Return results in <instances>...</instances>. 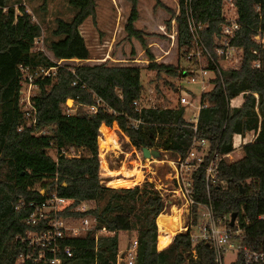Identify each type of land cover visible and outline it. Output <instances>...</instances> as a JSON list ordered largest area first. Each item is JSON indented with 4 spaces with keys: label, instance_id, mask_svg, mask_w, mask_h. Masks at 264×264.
Returning a JSON list of instances; mask_svg holds the SVG:
<instances>
[{
    "label": "trees",
    "instance_id": "1",
    "mask_svg": "<svg viewBox=\"0 0 264 264\" xmlns=\"http://www.w3.org/2000/svg\"><path fill=\"white\" fill-rule=\"evenodd\" d=\"M67 1L74 14L68 21L57 19L51 31L57 39L43 38L50 57L41 50H32L42 31L27 8L19 4L16 12L8 0H0V264H17L21 253L37 255L38 247L29 246L22 238L27 231L46 230L48 222L42 219L30 225L26 218L31 204L45 200L52 191L74 199L73 206L95 203L81 211L66 209L57 213L60 217L89 215L96 219L94 230L60 240V246L68 245L73 254L68 257L60 253L59 264H115L119 232H134V264H215L210 242L200 240L192 246L188 232L177 233L164 248H156L160 227L157 237L155 220L159 218L164 229L159 216L166 214L162 213L164 203L158 190L138 184L111 187L101 182L98 148L109 127L102 123L104 120L112 126L117 123L137 150L141 151V146L156 147L170 158L184 156L193 137L207 140L209 152L216 149L223 155L232 150L234 134L257 131L254 141L242 146L239 158L219 162L209 195L217 217L236 212L235 221L243 230L242 243L264 251V44L255 40L264 35V0H232L239 27L230 45L239 49L241 55L235 67L223 69L220 74L213 69L214 85L202 93L201 101L206 106L199 111L196 132L184 119L181 106L136 108L133 102L140 100L143 89L140 67L109 65L105 60L84 62L91 57L79 27L88 17L95 16L96 3ZM136 4L137 0H131L124 29L146 47L142 32L134 27L138 18ZM223 4L224 0H178L175 34L182 54L192 47L189 16L198 27L201 41L214 54V35L224 22ZM167 27L170 29V21ZM51 58L77 59L81 63H62L54 74L37 80V92L32 97L34 127L20 128L24 120L20 105L21 66H54ZM255 61L258 67L253 66ZM148 68L157 76L160 72L174 77L186 75L183 68L172 64L151 62ZM240 92H244L242 104L230 107L229 98ZM68 98L73 101L74 111H69ZM96 98L101 103L92 112L89 106L96 104ZM134 120L139 121L137 127ZM71 145L82 149L80 157L59 154L61 148ZM38 184L45 188L44 192L37 188ZM192 196L199 204L208 200L202 169L193 175ZM201 210L200 205L193 204V223L199 221ZM102 227L113 233L95 238L96 230ZM160 240L163 244L162 233ZM192 248L196 258L191 256ZM23 264L45 263L25 259ZM232 264H244L240 252Z\"/></svg>",
    "mask_w": 264,
    "mask_h": 264
},
{
    "label": "built area",
    "instance_id": "2",
    "mask_svg": "<svg viewBox=\"0 0 264 264\" xmlns=\"http://www.w3.org/2000/svg\"><path fill=\"white\" fill-rule=\"evenodd\" d=\"M226 5H229V8H226ZM230 8H232V10ZM227 9L231 11L229 14L226 12ZM188 14H190V11H188ZM222 17L224 18V22L220 25L219 33L214 35L213 40L215 55L201 41L198 27L193 18L190 16L188 17L192 47L188 53L184 54V57L186 61L189 62V66H192V68L189 69L191 75H188V79L191 82L199 80L201 94L196 97L191 92L186 93L185 90H181L176 106L184 108V115L186 109L189 110L191 116L185 118L183 115V117L194 132H196L197 129L199 111L202 107L206 106V104L201 101L202 93L209 91L214 85L212 81L215 77L213 69H216L220 74L223 69L235 67L241 55L239 49L230 45V39L233 37L235 30L239 27L236 8L232 0H224ZM261 38V36H256L255 40L264 44ZM51 59L55 62L54 66H21L20 105L24 120L19 125L20 128L25 127L31 129L34 127L35 111L32 97L37 92V80L54 74L56 66L64 62L62 59ZM229 61H231V63L224 64V62ZM210 65L214 67L211 68L209 67ZM253 66L258 67V61H255ZM243 93L244 92H240L236 96L229 98L228 105L230 107L240 106L243 102ZM194 100L198 102L195 103ZM100 103L101 99L96 98V104L89 106V109L95 112ZM133 104L138 110L146 106L140 100L134 101ZM138 124V120L133 121L134 127H137ZM256 136L257 131H249L245 134H234L232 136V150L223 155L219 154L216 149L209 152L208 141L205 139L198 140L196 137H193L185 155L177 156L176 158L166 157L162 159L159 158L158 160L153 157L144 158L141 151H139L142 158L148 162L145 164L146 167H150L152 161L160 162L161 164L166 163L168 166L166 182L151 186L153 189L160 192L159 194L164 203L162 212H165L167 207L170 211L174 209L179 211V224L176 229L177 231L179 230V232H176V234L188 232L192 246L200 240L210 242L214 251L215 264H225L224 256L229 251H234L236 254L240 252L244 264L264 263V251L257 250L250 245L242 243L243 230L237 225V221H234V224L230 226L227 224L230 218H227L226 215L217 217L214 214L209 195V186L215 179L219 162L222 159L226 161L227 158L231 159L232 153H234L235 150H240L244 144L253 142ZM135 149L136 148L133 146L134 153H136ZM82 153V149L71 145L61 148L59 154L66 157H80ZM206 158H208L207 161ZM199 169H202L204 172L205 189L208 198L207 202L201 204L196 203L192 196L193 175ZM148 181H151L150 177H148ZM40 185L41 184H38V187ZM73 202L74 199L60 196L56 191H52L48 193L45 200L31 204V211L26 218V223L36 225L42 219H46L48 228L39 232L27 231L26 236L22 239L26 240L29 246L38 247V252L36 256L29 254L23 255L21 253L17 260V264H23L25 259H32L33 261L41 260L45 264H59L61 260L59 256L60 253L68 257L72 256L73 253L71 248L68 245L61 247L60 240L71 236H82L87 231L94 230L96 226V219L93 216L87 215L74 218L71 216L60 217L57 215L58 212L66 209L69 211L73 209L80 211L86 209V202H80L76 206H73ZM178 202L180 205H178ZM193 204H198L202 207L200 219L197 223H193L192 221L191 209ZM112 233V231L102 227L96 230L95 238H97L98 235H110ZM136 245V239H132L123 253L118 252L115 264H134ZM191 256L196 258L194 248L191 249Z\"/></svg>",
    "mask_w": 264,
    "mask_h": 264
},
{
    "label": "rangeland",
    "instance_id": "3",
    "mask_svg": "<svg viewBox=\"0 0 264 264\" xmlns=\"http://www.w3.org/2000/svg\"><path fill=\"white\" fill-rule=\"evenodd\" d=\"M8 3L14 6L16 12H18L17 6L19 4L27 8L32 19L40 25L42 31L41 36L35 39L32 50H41L47 56L52 57L44 45L43 38L47 36L49 37L48 40L58 38L51 34V31L56 27L57 19L61 18L68 21L74 14V9L68 4V1L8 0ZM95 3V16L88 17L79 27L91 57L84 62L95 64L105 60L109 65L140 67V79L143 88L140 101L144 105L175 107L181 90H185L186 93L191 92L196 97L201 94L199 80L191 82L188 79V75L191 74L189 69L192 66H189V62L186 61L184 54H182L183 51L181 53L177 48L175 17L179 12L178 0H137L138 18L134 22V27L142 32L146 47H143L138 39L129 37L124 29L131 8V0H95ZM226 8H229V5H226ZM230 9L232 10V8ZM230 9L226 11L228 14L231 12ZM168 21H170V29L167 27ZM263 37L264 35L261 38L262 42H264ZM148 54H151L153 58L150 59ZM151 62L172 64L173 66L181 67L186 72V75L174 77L160 72L157 76L154 70L148 68ZM63 63L73 66L81 62L77 59H71ZM228 63H231V61L224 62V64ZM194 101L195 103L198 102L197 100ZM67 106L69 108L71 107L69 111L75 110L73 102ZM84 109L86 108L84 107L80 111ZM184 116L185 118L191 116L188 109H186ZM104 122L112 131H106L107 140L101 142V148L103 149L98 148L100 178L102 183L107 186L118 187L116 183L114 185L113 181L123 180L129 181L133 185L138 184L140 186L146 185L150 187L166 182V173L168 171L166 163L161 164L160 162L152 161L150 167H146L145 164L148 162L142 158L139 150L135 149L136 153L133 152V146L129 144V139L124 136L119 125L114 123L112 126L107 120H104L102 123ZM109 133L116 135L117 144L114 146L109 140ZM100 136L101 133H99L97 138V146ZM154 148L158 149L156 147ZM159 150L163 152L162 149ZM50 153L53 155L54 149H51ZM241 155V149L235 150L232 153V158H227V161L232 162ZM166 157H170L168 153H161L159 158ZM148 177L151 178V181H148ZM37 188H40L44 192L43 189L45 188L42 185L37 186ZM94 205L95 203L93 201H88L85 203V208H91ZM178 205H180L179 202ZM174 210L170 211L168 207L166 208L165 212L167 213L164 215L166 218L161 217L160 219V223L164 228V223L168 224V221H165L168 216H172L175 211V215L178 216L179 211ZM226 217L230 218L228 215ZM158 220L159 218L155 220L157 223L156 226L158 227L159 225L161 234L163 228L158 223ZM157 230L159 236V228ZM176 232H179V230H176L173 234L175 235ZM134 237V232H121L119 236L120 248H124L128 242L135 239ZM168 243L165 240V243L163 242L161 244V248H164ZM156 246L159 248V238ZM120 248L119 252H122ZM235 258L236 253L229 251L224 256V263L232 264Z\"/></svg>",
    "mask_w": 264,
    "mask_h": 264
},
{
    "label": "bare ground",
    "instance_id": "4",
    "mask_svg": "<svg viewBox=\"0 0 264 264\" xmlns=\"http://www.w3.org/2000/svg\"><path fill=\"white\" fill-rule=\"evenodd\" d=\"M107 130L110 131L109 129H106V131ZM110 134L111 133H109V140H110V142L112 143V145H116L117 144L116 136H114V134H111V135ZM103 140H104V138L103 139H100V142H103ZM116 184H117L118 187H125V188L134 186L131 182H123V181H118V182H116ZM162 213H166V212H162ZM175 213H176V211L173 213L172 216H168V218L165 220V221H168V224L167 223H164L165 228L161 232L164 243H165V240L167 242H170V239H171L172 234L178 228V224H179L178 221H179V219H178V216L175 215ZM162 216H164V215H160L159 217H162ZM162 218H166V217L164 216ZM172 223H173V225H172ZM160 236H161V234H160ZM160 236H159V242L162 244V241L160 240Z\"/></svg>",
    "mask_w": 264,
    "mask_h": 264
},
{
    "label": "water",
    "instance_id": "5",
    "mask_svg": "<svg viewBox=\"0 0 264 264\" xmlns=\"http://www.w3.org/2000/svg\"><path fill=\"white\" fill-rule=\"evenodd\" d=\"M263 40H264V37H263ZM72 102H73L72 99L68 98L66 101V104L68 105L69 103H72ZM140 150H141L142 156L144 158L153 157V158L158 159L161 155V151L159 149H155V148L149 149L145 146H141ZM235 218H236V212L231 213L230 220H229L230 226H232L234 224Z\"/></svg>",
    "mask_w": 264,
    "mask_h": 264
},
{
    "label": "crops",
    "instance_id": "6",
    "mask_svg": "<svg viewBox=\"0 0 264 264\" xmlns=\"http://www.w3.org/2000/svg\"><path fill=\"white\" fill-rule=\"evenodd\" d=\"M106 129H109V130H111L110 128H106ZM106 129H105V132H104V134H105V136H104V140H103V142L105 141V140H107V134H106ZM112 131V130H111ZM115 135V134H114ZM116 136V135H115ZM126 138H128L127 136H125ZM129 139V138H128ZM100 149H103V148H101L102 147V143L100 142ZM114 146V145H113ZM119 181H123V180H119ZM114 182V185H115V182L116 181H113ZM118 182V181H117ZM123 182H129V181H123ZM158 231V230H157ZM120 233L121 232H119V234H118V237L120 236ZM174 236V235H173ZM173 236H171V239H170V241L172 240V238H173ZM157 237H158V235H157ZM170 243V242H169ZM129 245V242H128V244L124 247V248H120V245H119V248H120V251H122V252H119V253H123V251L126 249V247ZM165 247V246H164ZM156 248L158 249V250H160V249H162V248H158V246H156Z\"/></svg>",
    "mask_w": 264,
    "mask_h": 264
}]
</instances>
